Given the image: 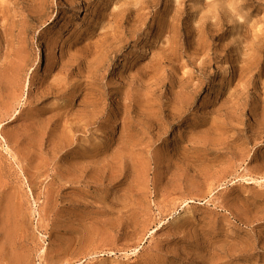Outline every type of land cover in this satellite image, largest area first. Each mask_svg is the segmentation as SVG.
<instances>
[{"label": "rangeland", "instance_id": "obj_1", "mask_svg": "<svg viewBox=\"0 0 264 264\" xmlns=\"http://www.w3.org/2000/svg\"><path fill=\"white\" fill-rule=\"evenodd\" d=\"M0 264H264V0H0Z\"/></svg>", "mask_w": 264, "mask_h": 264}, {"label": "bare ground", "instance_id": "obj_2", "mask_svg": "<svg viewBox=\"0 0 264 264\" xmlns=\"http://www.w3.org/2000/svg\"><path fill=\"white\" fill-rule=\"evenodd\" d=\"M3 127V124H0V128H2ZM1 135V134H0ZM2 136V135H1ZM1 139H2V141H4L5 142V138L4 137H0ZM1 141V140H0Z\"/></svg>", "mask_w": 264, "mask_h": 264}]
</instances>
